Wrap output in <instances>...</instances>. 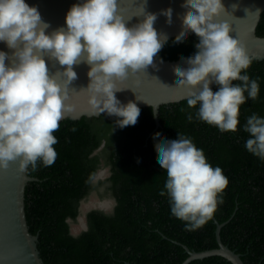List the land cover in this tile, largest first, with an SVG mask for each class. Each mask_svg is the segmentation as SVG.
<instances>
[{
  "label": "clouds",
  "instance_id": "9594fccd",
  "mask_svg": "<svg viewBox=\"0 0 264 264\" xmlns=\"http://www.w3.org/2000/svg\"><path fill=\"white\" fill-rule=\"evenodd\" d=\"M222 11V0H187V15L182 16L186 31L176 44L186 41L189 31L198 42L195 53L182 58L186 67L176 69V86L188 90L189 108L199 105L197 120L221 132H235L240 106L248 99L255 101L260 86L258 78L250 79L247 74L252 60L240 42L230 37V25L216 22ZM259 13V9L254 12ZM165 15L172 27L175 12ZM157 20L156 15L145 14L143 22L126 27L117 0H78L65 13L64 26L49 31L50 25L36 6H29L25 0H0V43L11 50L10 54L0 50V169L16 162L21 172L29 166L35 171L38 161L43 166L55 162L53 146L58 141L53 133L65 114L73 110L65 101L68 85L77 79L74 65H88V84L82 90L87 92L86 103L92 114L116 117L114 123L122 129L138 126L141 109L132 101L122 104L116 98L115 93L122 89L116 88L115 81L125 79L130 71L144 73L156 66L165 50L162 41L170 39L169 34L156 31ZM46 57L62 70L50 74ZM58 76L63 77V83L58 82ZM213 84L218 86L215 92L210 87ZM192 119L189 113L187 120ZM243 130L249 134L246 150L264 161V117L253 113ZM156 144L159 166L167 175L164 188L171 214L185 222L186 230L195 231L223 203L228 179L220 167L207 162L191 138L177 134L176 139H165L160 135ZM110 176V165L89 174L86 183L94 189L92 200L81 201L80 209L85 211L75 220H65L73 238L88 230L87 211L113 214L116 199L103 195Z\"/></svg>",
  "mask_w": 264,
  "mask_h": 264
},
{
  "label": "trees",
  "instance_id": "16d2710c",
  "mask_svg": "<svg viewBox=\"0 0 264 264\" xmlns=\"http://www.w3.org/2000/svg\"><path fill=\"white\" fill-rule=\"evenodd\" d=\"M256 34L264 37V11ZM196 42L193 33L179 45L171 38L159 58L189 57L196 51ZM246 71L250 79L258 78L260 91L255 101L248 99L240 106L235 132H221L197 120L199 105L189 108L186 99L159 107V127L150 107L140 108L139 125L130 128L117 127V118L106 114L60 121L53 133L58 141L53 146L55 162L43 166L38 161L35 171L29 166L28 175L37 179L29 181L24 191L26 221L30 233L38 235L44 264H181L188 256L184 246L193 251L217 247L214 220L224 223L220 239L241 255L244 264H264V161L246 150L249 134L243 130L253 113L264 117V59H252ZM177 134L191 138L207 162L220 167L228 179L223 203L195 231L186 230L185 222L171 214L164 188L167 175L159 166L156 137L176 139ZM103 139L106 148L94 155ZM99 156L111 166L107 192L117 206L111 215L88 211V230L73 238L65 220H75L79 214L81 201L92 189L87 178L97 169ZM188 264L231 263L208 256Z\"/></svg>",
  "mask_w": 264,
  "mask_h": 264
},
{
  "label": "water",
  "instance_id": "95a60500",
  "mask_svg": "<svg viewBox=\"0 0 264 264\" xmlns=\"http://www.w3.org/2000/svg\"><path fill=\"white\" fill-rule=\"evenodd\" d=\"M25 2L38 8L42 19L50 25L49 31H52L64 26L65 13L78 0H25ZM222 3L225 11L220 13L216 22H226L230 25L232 29L230 37L240 42L251 60H263L264 37L256 34V26L264 11V0H222ZM186 4L187 0H117V10L126 27L143 22L145 14L156 15L158 17L156 31L161 35L169 34L170 39L175 38L177 41L186 31L185 21L182 19L183 15H187L184 12ZM233 4L237 5L235 10L232 8ZM245 9H248V12H245ZM257 9L260 13L254 14ZM169 11L175 12L172 27H169V20L165 15ZM191 34L189 31L188 36ZM168 40H163L162 43L165 44ZM0 50L9 54L11 52L3 43H0ZM46 63L50 74L62 70V66L56 65L47 57ZM181 67H186L182 58L177 60L158 58L156 66L148 72L130 71L125 79L115 81L116 88L122 89L115 93L116 98L122 104L132 101L139 108L150 107L155 126L159 127V107L186 99L188 90L176 86L179 80L176 69ZM73 69L77 73V79L68 85V99L65 101L73 110L66 113L64 119L77 120L83 116H99L100 114L94 115L90 112L86 103L87 92L82 90L88 84L86 75L88 65L81 63L74 65ZM57 79L63 83V77L58 76ZM214 86L215 84L210 85L211 88ZM36 179L28 175L27 170L21 172L16 162H10L6 169H0V264H44L37 248L38 235L30 233L24 208L25 186L29 181ZM91 200L92 198H89L87 201ZM83 211L85 210L80 209L79 213ZM214 223L217 247L193 251L184 246L188 256L181 264L208 256H221L231 264H244L240 254L230 249L220 239V228L224 223H218L216 220Z\"/></svg>",
  "mask_w": 264,
  "mask_h": 264
},
{
  "label": "flooded vegetation",
  "instance_id": "af4514ba",
  "mask_svg": "<svg viewBox=\"0 0 264 264\" xmlns=\"http://www.w3.org/2000/svg\"><path fill=\"white\" fill-rule=\"evenodd\" d=\"M106 148V141L103 139L102 140V142H101V144H100V146L97 148V150L94 152L95 154L96 153H99L101 150H103V149H105ZM93 153V154H94ZM100 155H102V154H100ZM106 160H105V158H103L102 156H99V160H98V166H97V169L99 168V167H101L102 165H109V164H107L106 162H105ZM107 186H108V183H107ZM107 188L108 187H105V189H104V196H107V195H109V192H107ZM94 191V189L92 188L90 191H89V193H88V200H89V198L91 197L90 196V193H92ZM85 199H87V198H85ZM84 199V200H85ZM79 210H80V208H79ZM87 213V212H86Z\"/></svg>",
  "mask_w": 264,
  "mask_h": 264
},
{
  "label": "rangeland",
  "instance_id": "374dc122",
  "mask_svg": "<svg viewBox=\"0 0 264 264\" xmlns=\"http://www.w3.org/2000/svg\"><path fill=\"white\" fill-rule=\"evenodd\" d=\"M86 198H87V199H85V201L88 200V197H86ZM90 198H92V197H90ZM73 229L76 230V231H79V230H78V229H79L78 225L73 224Z\"/></svg>",
  "mask_w": 264,
  "mask_h": 264
}]
</instances>
